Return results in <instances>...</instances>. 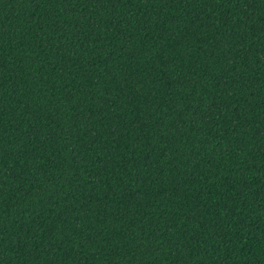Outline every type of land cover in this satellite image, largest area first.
Segmentation results:
<instances>
[{
	"label": "trees",
	"instance_id": "obj_1",
	"mask_svg": "<svg viewBox=\"0 0 264 264\" xmlns=\"http://www.w3.org/2000/svg\"><path fill=\"white\" fill-rule=\"evenodd\" d=\"M0 264H264V0H0Z\"/></svg>",
	"mask_w": 264,
	"mask_h": 264
}]
</instances>
